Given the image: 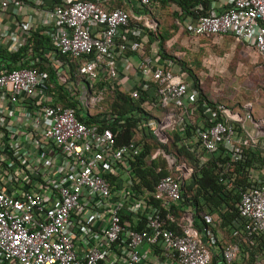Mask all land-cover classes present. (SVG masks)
Returning <instances> with one entry per match:
<instances>
[{
	"label": "built area",
	"instance_id": "2783aa9c",
	"mask_svg": "<svg viewBox=\"0 0 264 264\" xmlns=\"http://www.w3.org/2000/svg\"><path fill=\"white\" fill-rule=\"evenodd\" d=\"M224 1L204 14L197 5L179 23L192 37L230 35L264 63V0ZM154 3L69 0L40 12L42 0H34L23 24L0 25V52H16L32 32L54 49L34 65L0 72V264H214L217 215L205 212L209 227L199 230L193 207L181 205L182 187L218 156L223 191L238 192L228 228L235 240L221 260L234 263L240 242L264 246V120L253 117L250 102L208 105L191 77L159 55ZM24 4L0 0V20ZM60 56L74 61L75 79ZM115 89L152 114L148 131L158 144L177 134L174 145L195 159L153 148L148 159L161 158L168 174L152 191L138 188L133 173L143 131L118 144L120 127H110L118 116L91 113ZM237 164L245 183H238Z\"/></svg>",
	"mask_w": 264,
	"mask_h": 264
},
{
	"label": "trees",
	"instance_id": "16d2710c",
	"mask_svg": "<svg viewBox=\"0 0 264 264\" xmlns=\"http://www.w3.org/2000/svg\"><path fill=\"white\" fill-rule=\"evenodd\" d=\"M69 1V0H67ZM155 15L158 19V27L155 33L152 35L159 41V55L173 59L178 63L181 68L191 77L194 81L195 76L188 71V68L184 59H176L171 54L167 53L165 48L167 44L174 45L177 41L176 36L181 31L182 27L177 22L184 16L195 15L194 7L201 5L202 9L198 10V14H204L209 9L211 0H155ZM54 3H59L55 1ZM172 6L173 12L171 13V19L176 21H166L164 15V21H162L161 8ZM171 24L170 26H167ZM184 29H182L183 31ZM178 45V44H176ZM169 46V45H168ZM54 50L50 40L47 36L40 34L39 32H32L28 37L27 43L19 48L16 52H0V72L9 71L17 67H24L34 65L39 59H43V53ZM165 50V51H164ZM66 59L71 68V78L77 77L78 70L74 61L68 56H60ZM40 69H43L41 64H37ZM51 73V71H50ZM53 76V73H52ZM195 87L200 91L201 99L210 106H215L218 102L212 100V96L201 91L198 86V81H194ZM62 90V87H59ZM112 101L105 112L116 114L118 117L114 120L112 126L113 131L116 133L117 128L120 127L117 132L118 144L129 142L135 132L143 131V148L140 156L133 162V173L138 183V188L145 187L148 191H152L154 185L158 179L168 174V171L164 168V161L161 158L150 160L148 156L153 148L161 146L165 152L173 153L177 159L181 161L195 162L193 154L186 148H178L174 145V139L178 138L177 134H173L171 140L165 144L160 145L158 142L149 135L147 123L151 120L152 114L150 112L141 110L136 105L130 96L118 89L112 90L107 94ZM68 105L75 106L76 101H68ZM201 104V102H200ZM198 111H201L200 107ZM86 122H93V117L84 118ZM224 159L220 156L212 158L207 164L195 172L192 178L182 187V193L184 201L181 206L191 205L195 210V216L200 219L199 223H196V227L200 230L202 226L209 227V224L204 219L205 212L210 214H216L218 217L217 228L228 231L232 220L237 216L236 202L238 200V192L232 190L230 193L223 191L222 179L219 176L218 164L223 162ZM161 169L157 171V168ZM236 171L239 173L238 183H245L244 171L241 164L236 165ZM175 216L180 218L181 212L175 207ZM235 238H231L230 242ZM214 263V262H213Z\"/></svg>",
	"mask_w": 264,
	"mask_h": 264
},
{
	"label": "crops",
	"instance_id": "0c3cea01",
	"mask_svg": "<svg viewBox=\"0 0 264 264\" xmlns=\"http://www.w3.org/2000/svg\"><path fill=\"white\" fill-rule=\"evenodd\" d=\"M25 2L22 9H10L6 15H3L0 20V25L9 26L11 29L18 27V24L25 22L26 15L24 13H32L35 9H46L54 4L52 0H42L41 5H36L34 9V0H23ZM59 3H64L67 0H58ZM211 5L216 10H221L224 7V0H211ZM37 10V11H38ZM38 11V12H39ZM178 25L184 29L178 32L176 39L180 38L179 50L174 44L166 45V52L171 54L176 59L183 58L189 69L201 81L204 79L214 77L216 74L224 73V70L230 66L236 69L240 67L246 69L250 73H258L260 67L264 66L259 54L241 43H236L233 37L225 35L223 37L216 36H195L192 37L187 33L184 26L177 22ZM177 42V41H176ZM169 45V46H168ZM164 50V51H165ZM189 51L190 55H198L197 60H190L186 58V52ZM193 59V58H192ZM177 67L181 68L178 63ZM218 66V67H217ZM176 67V68H177ZM183 69V68H182ZM187 74V73H186ZM190 77V76H189ZM132 80L129 81L131 83ZM201 84L198 86L201 87ZM216 242L211 247L212 261L214 264H224L220 258V252L225 244L229 243L232 236L229 231L218 229L213 231ZM223 242V243H222ZM264 260V246L256 243L253 247L249 246L246 242H240V254L232 264H254L255 262Z\"/></svg>",
	"mask_w": 264,
	"mask_h": 264
},
{
	"label": "rangeland",
	"instance_id": "374dc122",
	"mask_svg": "<svg viewBox=\"0 0 264 264\" xmlns=\"http://www.w3.org/2000/svg\"><path fill=\"white\" fill-rule=\"evenodd\" d=\"M162 21H164V15L166 21L172 22L177 20L171 19V13L173 12L172 6L161 8ZM171 24L167 25L170 26ZM175 45L180 49V38H178ZM186 58L190 60H197L198 55H190L189 51L186 52ZM193 58V59H192ZM183 59V58H181ZM218 67V66H217ZM195 79L198 81L197 75L188 68ZM201 91L212 96L214 102H218L227 105L231 108L241 109L242 105L250 102L252 104V115L254 118H262L264 120V66L260 67L258 73H250L246 69L240 67L239 69L232 68L230 64L224 70L222 74H216L214 77L206 78L203 80ZM110 96H106L105 99L96 107L91 113H95L98 110H105L107 105L111 103ZM105 112V111H104ZM223 243V242H222Z\"/></svg>",
	"mask_w": 264,
	"mask_h": 264
}]
</instances>
